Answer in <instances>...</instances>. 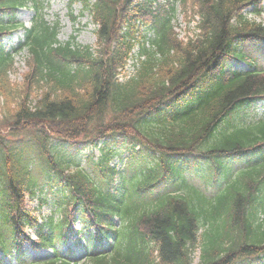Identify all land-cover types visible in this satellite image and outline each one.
Returning a JSON list of instances; mask_svg holds the SVG:
<instances>
[{
	"label": "trees",
	"instance_id": "16d2710c",
	"mask_svg": "<svg viewBox=\"0 0 264 264\" xmlns=\"http://www.w3.org/2000/svg\"><path fill=\"white\" fill-rule=\"evenodd\" d=\"M163 1L72 0L96 27L95 45L81 46L59 42L40 0H0L12 22L19 7L36 12L19 48L28 53L22 83L11 80L15 62L0 44L5 257L30 242L54 252L31 264H78L56 247L74 236L91 244L81 264H264V116L254 112L264 98V22L243 14L261 0ZM180 9L195 23L182 39ZM133 59L140 65L127 79ZM114 134L132 152L128 160L144 161L123 192L111 186L114 148L76 166V150ZM45 187L60 199L57 219L25 205Z\"/></svg>",
	"mask_w": 264,
	"mask_h": 264
},
{
	"label": "rangeland",
	"instance_id": "374dc122",
	"mask_svg": "<svg viewBox=\"0 0 264 264\" xmlns=\"http://www.w3.org/2000/svg\"><path fill=\"white\" fill-rule=\"evenodd\" d=\"M45 19L50 24L58 23L60 26V35L59 40L61 42H67L71 40L72 37L76 38V44L82 46H94L96 43L95 37V27L92 24L90 15L88 13H83L82 6L80 4H74L73 7L69 6L68 0H45L44 10ZM176 21L175 29L179 33L180 37H183L186 34H189L193 31L192 22L186 21V18L183 13H179ZM34 12L29 9H23L19 11L18 20L25 24L27 27L31 25ZM74 17L75 20H72ZM264 21V15L262 16ZM189 23V24H188ZM191 26V27H190ZM22 38V32L15 33L11 37H6L4 39V46L9 49L14 47L18 39ZM137 52V50H136ZM27 53L19 54L15 56L16 70L12 72L11 79L15 83H22L25 79L26 74L29 72V68L26 65ZM136 60L133 59L128 68L129 75H133L136 70ZM1 102V100H0ZM263 113L262 110L260 114ZM47 194V188L43 190ZM47 199L51 202L50 195L47 194ZM38 202L36 201H27L26 205L30 208H36ZM51 206H46L43 208L44 211L50 212ZM66 247L62 249L64 252ZM82 248L77 247V252H80ZM24 251L27 253L26 261L30 263L32 259L38 257H45L44 253H35L30 250L27 245L24 246ZM77 257V256H76ZM3 264H17V260L13 258L5 260Z\"/></svg>",
	"mask_w": 264,
	"mask_h": 264
}]
</instances>
